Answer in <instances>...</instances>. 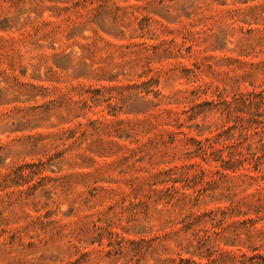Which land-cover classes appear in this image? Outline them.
<instances>
[{"label":"rangeland","instance_id":"obj_1","mask_svg":"<svg viewBox=\"0 0 264 264\" xmlns=\"http://www.w3.org/2000/svg\"><path fill=\"white\" fill-rule=\"evenodd\" d=\"M0 264H264V0H0Z\"/></svg>","mask_w":264,"mask_h":264}]
</instances>
